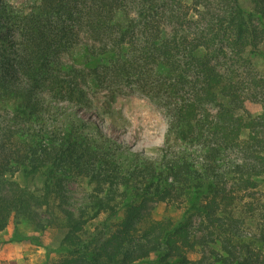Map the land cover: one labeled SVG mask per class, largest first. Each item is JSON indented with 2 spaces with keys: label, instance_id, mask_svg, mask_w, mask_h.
<instances>
[{
  "label": "trees",
  "instance_id": "obj_1",
  "mask_svg": "<svg viewBox=\"0 0 264 264\" xmlns=\"http://www.w3.org/2000/svg\"><path fill=\"white\" fill-rule=\"evenodd\" d=\"M5 1L0 232L14 219L40 231L61 226L56 250L65 256L49 264H264V105L254 115L236 64L216 61L259 52L264 0H250L251 6L241 0H40L35 12L21 17L11 15ZM5 16L20 22L19 37L4 32L11 30ZM74 23L91 32L86 69L104 87L119 79L153 98L167 91L168 130L197 145L198 160L186 151L146 156L123 147L62 104L91 109L85 68L59 57ZM253 86L264 94V77L254 76ZM187 87L192 93L180 96ZM229 152L239 156L229 159ZM19 171L42 174L43 186L14 180ZM75 178L92 185L78 209L70 207L68 190ZM156 202L185 205L183 217L153 218ZM100 213L108 218L104 235L86 240L89 219ZM247 218L256 222L254 234L242 231ZM16 235L41 243L38 236Z\"/></svg>",
  "mask_w": 264,
  "mask_h": 264
},
{
  "label": "rangeland",
  "instance_id": "obj_2",
  "mask_svg": "<svg viewBox=\"0 0 264 264\" xmlns=\"http://www.w3.org/2000/svg\"><path fill=\"white\" fill-rule=\"evenodd\" d=\"M241 1L244 6L252 5L250 0ZM5 2L4 6L11 15L21 17L35 12L40 0H6ZM5 20L11 30L5 29L4 32L8 34L14 30V34L19 37L22 32L20 22L13 18L9 20L8 16H5ZM48 20L54 25L58 18L53 16ZM196 29L195 24L190 25V30L196 31ZM73 31L75 33L72 40L66 48L62 49L59 57L65 65H75L79 69L85 68L86 78L83 79L82 84L91 109L70 106L68 102L62 104L73 113L97 124L108 138L115 139L123 147L146 156H159L163 150H167L169 155L174 152L178 154L180 151H186L194 160H198L200 151L197 145L177 137L168 130L169 119L166 105L170 98L167 91L161 88L158 95L153 98L144 93L137 83L129 80L119 81V79L110 80L108 88L104 87L105 84L99 83L93 75H90V69H86L85 48L94 42L91 32L78 23L74 26ZM245 56L247 58L244 57L245 59L240 61L236 58L233 59L231 55L217 58L216 61L219 62L220 66H225L231 62L236 64L235 72L239 74V78H242L244 93L247 96L246 105L254 115H257L262 111L264 94L261 89H256L253 86V77L258 75L264 77V42L259 45L258 53H248ZM156 71H158L157 67ZM189 72L191 71L189 70ZM191 93L189 87L183 88L180 96ZM208 107L212 110L216 109L213 103L208 104ZM0 113H3L2 109H0ZM59 120L63 121L62 118ZM238 156L239 154L236 152L227 154L229 159ZM12 178L32 189L43 186L42 174L25 177L19 171ZM68 190L71 196L70 207L78 209L87 202L92 185L84 178H75L69 181ZM184 206L176 207L172 204L156 202L152 203L150 211L153 218L156 219L171 216L178 220L184 215ZM122 215L121 212L118 217L112 220L119 221ZM246 221V224L241 226L242 231L254 234L256 222L250 221L249 218ZM107 224L108 218L105 213L90 218L86 225V240L103 236ZM195 227L198 228L197 220ZM17 232L24 236H38L41 243L30 239L17 240ZM63 234L64 229L61 226H49L46 230L40 231L26 219H14L5 230L0 232V264H49L60 261L65 253L57 251L56 248ZM190 256L192 258L199 257L196 253H192Z\"/></svg>",
  "mask_w": 264,
  "mask_h": 264
}]
</instances>
